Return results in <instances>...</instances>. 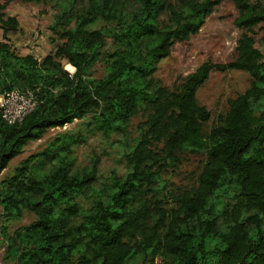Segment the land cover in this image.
Segmentation results:
<instances>
[{"label": "trees", "instance_id": "trees-1", "mask_svg": "<svg viewBox=\"0 0 264 264\" xmlns=\"http://www.w3.org/2000/svg\"><path fill=\"white\" fill-rule=\"evenodd\" d=\"M222 1L234 4L235 25L249 33L238 40L236 57L203 63L174 90L162 86L154 77L159 62L174 44L196 35ZM5 8L0 5V90L38 89V104L21 124L9 126L0 117V175L49 129L88 118L109 138L125 136L131 120L143 118L132 144L121 146L122 175L108 184L98 183L97 161L76 168L60 139L27 156L0 181L3 223L33 217L7 237V259L264 264V5L86 0L56 15L50 30L60 43L41 59L13 52L7 34L18 23L5 18ZM257 26L259 41L253 36ZM102 56L106 73L96 79L91 69ZM229 71L247 74L250 86L228 101L227 111L204 133L210 112L197 102V91L212 72ZM187 152L204 156L193 186L166 193L162 173Z\"/></svg>", "mask_w": 264, "mask_h": 264}, {"label": "rangeland", "instance_id": "rangeland-1", "mask_svg": "<svg viewBox=\"0 0 264 264\" xmlns=\"http://www.w3.org/2000/svg\"><path fill=\"white\" fill-rule=\"evenodd\" d=\"M261 3L264 0H250ZM86 0H41L40 3H24L21 0H0V5L6 3L3 10L5 18L13 17L18 23L14 32L7 34V41L13 52L20 56L33 55L41 59L53 52L60 40L52 34L50 26L60 11L72 12L85 4ZM238 10L230 1L220 2L214 11L205 19L200 31L183 43L172 46L170 54L161 60L154 74L160 84L171 90L180 85L182 80L192 74L205 62L225 64L233 60L237 53V42L245 33L235 25ZM72 26V25H71ZM249 34V33H247ZM260 40L262 32L257 26L254 35ZM0 29V41H2ZM110 47H108L109 49ZM263 53H264V49ZM64 69L69 73L73 68L66 65ZM71 68V69H70ZM106 73V59L100 57L91 69V76L102 78ZM250 78L239 71L226 73L212 72L208 81L197 91L196 99L199 105L210 112V120L204 127V133L217 123L219 117L228 109V101L244 93L250 86ZM143 120L139 115L133 118L128 126L127 134L112 135L106 138L93 129L86 118L74 121L62 128L49 129L38 141L26 144L22 154L12 159L8 167L1 173L0 181L12 175L19 163L31 154L46 150L55 139H60L61 145L69 148L68 154L74 166L81 169L89 166L93 161L98 162V183H110L113 176H121L124 168L121 161V146L124 142L132 144L137 137V125ZM76 143H75V142ZM204 156L190 152L181 155L179 163L162 173L164 191L187 189L193 186L200 171ZM48 166L44 167L46 170ZM3 211L0 206V264H13L6 258V240L13 231L33 220L30 214H24L21 221L3 223Z\"/></svg>", "mask_w": 264, "mask_h": 264}, {"label": "built area", "instance_id": "built-area-1", "mask_svg": "<svg viewBox=\"0 0 264 264\" xmlns=\"http://www.w3.org/2000/svg\"><path fill=\"white\" fill-rule=\"evenodd\" d=\"M73 73V72H72ZM38 89L0 90V117L9 125H18L32 113L38 104Z\"/></svg>", "mask_w": 264, "mask_h": 264}, {"label": "water", "instance_id": "water-1", "mask_svg": "<svg viewBox=\"0 0 264 264\" xmlns=\"http://www.w3.org/2000/svg\"><path fill=\"white\" fill-rule=\"evenodd\" d=\"M74 72V71H73Z\"/></svg>", "mask_w": 264, "mask_h": 264}]
</instances>
